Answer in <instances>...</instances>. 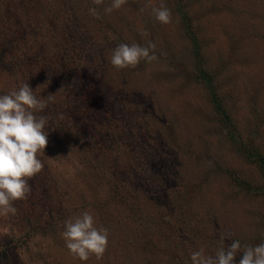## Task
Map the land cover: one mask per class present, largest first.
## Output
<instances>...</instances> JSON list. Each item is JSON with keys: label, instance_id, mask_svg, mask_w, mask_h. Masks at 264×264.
<instances>
[{"label": "rangeland", "instance_id": "1", "mask_svg": "<svg viewBox=\"0 0 264 264\" xmlns=\"http://www.w3.org/2000/svg\"><path fill=\"white\" fill-rule=\"evenodd\" d=\"M110 3L0 0V95L28 83L40 98L55 94L38 115H54L77 95L90 116L89 101L119 124L98 119L94 129L83 126L90 133H76L74 148L89 149L92 160L81 167L83 187L72 165L83 163L79 153L63 165L44 151L28 199L15 202V215L0 216V264H148L142 226L157 246L154 264H191L201 247L214 255L226 233L242 245L264 242V175L256 156L247 157L252 151L264 159V0H127L105 14ZM161 3L172 11L170 24L151 15L150 5ZM132 42L154 43L158 60L118 71L112 50ZM105 132L118 150L102 155ZM101 158L105 168L97 166ZM138 179L154 190L140 189ZM112 192L126 202L105 205ZM85 210L109 229L99 261L74 259L61 236L63 222ZM144 211L151 229L139 220Z\"/></svg>", "mask_w": 264, "mask_h": 264}, {"label": "clouds", "instance_id": "2", "mask_svg": "<svg viewBox=\"0 0 264 264\" xmlns=\"http://www.w3.org/2000/svg\"><path fill=\"white\" fill-rule=\"evenodd\" d=\"M92 3L102 6L104 0H92ZM126 3L127 0H111L103 11L111 14ZM150 6L151 15L157 22L172 23V11L164 3ZM88 11L95 19L101 18L98 7H91ZM141 35L147 36V32ZM155 52L156 45L151 42L146 46L137 42L120 43L112 50L110 63L118 71L134 69L141 61H157ZM54 97L55 94H49L46 99L38 97L28 83L0 95V216L16 214L15 202L28 199L31 194L29 181L44 168L41 156L49 143L46 131L49 117L38 113L43 112ZM58 118L63 120V114ZM109 235V229L98 227L96 217L88 210L66 219L61 233L69 254L81 262H87L93 256L97 261L103 259ZM225 238L232 241L227 247ZM238 253H243L239 264H264V242L242 245L239 240H232L228 233L221 237L220 247L214 255L207 254L201 247L191 253L190 260L191 264H236Z\"/></svg>", "mask_w": 264, "mask_h": 264}, {"label": "trees", "instance_id": "3", "mask_svg": "<svg viewBox=\"0 0 264 264\" xmlns=\"http://www.w3.org/2000/svg\"><path fill=\"white\" fill-rule=\"evenodd\" d=\"M61 72L63 73L64 71L62 70ZM200 75L203 77H207L209 74L201 71ZM210 80L208 83L205 84V87L208 88L210 95H211V99L215 103L216 110L219 111V113L223 116L222 117V119H224L223 122L226 124V120H225L223 111L221 110V107L219 106L220 105L219 102L216 101L217 96L215 93V89L212 87V85L210 83ZM77 85L78 84H75V86H77ZM62 86H63V84H62ZM78 88H80V87H78ZM82 98L83 97H80L78 99L77 95H76L74 100H65V102H67V104L63 103V105H64L63 110L58 109L54 115H50L49 123H48V126L46 128V131H48L49 143H48V146L45 149V151L47 152L48 156H50L52 159L58 161L59 163H63V165L65 163L69 162V159H71V157H73L72 158L73 161H77V159L74 155L76 153H79L80 155L78 156V158H80L83 163L77 162L76 164L74 163L72 165H73V167H76V166L79 167L78 169L74 170V173H75L76 180L79 182L80 186L82 185V187H83V183L86 184L85 179L87 178V176H85V174H84L85 171L83 169H81V167H85L88 169L91 168V166H92L91 161L92 160H91V155L89 154V149H88V151H87V149H80V150L76 151V149L74 148L73 144H74L75 140H77L76 133L79 131L82 133H90V130H88L87 128H83V126L87 122L94 129L96 123L98 122L97 121L98 119L100 121H105V122H108L111 120V122L113 124L115 123L114 128H116V129H117V126L119 127V124H118V122L113 121L114 118L108 117L106 115L103 116V114L101 113V110H100V112H98L99 110H97L96 107L93 105L94 103L92 104L89 101L86 104V106H88L89 108L92 109L91 114H93V115L90 116L89 112L86 111L85 103H84ZM99 100L102 103L101 104L102 106H100V109H105L104 102H102L103 99H99ZM61 113L64 116L63 120H60L58 118L59 114H61ZM46 116L48 117L49 115H46ZM105 118L108 119V121H106ZM79 120H81V121H79ZM110 126H111V124H110ZM104 136L109 138L110 143H108L106 145L100 144L98 149H97L98 150L97 152H103L102 153V155H103V154L108 153L110 151L118 150V148L114 147L115 145H117V143L115 142V141H117V138L113 137L111 135V133H109V132H105ZM86 153L89 155V158H85L84 154H86ZM99 154L100 153H98V155ZM69 155L71 157H69ZM122 155H123V153H122ZM61 156H63L66 160H62ZM248 156L249 157L256 156L255 161H258V164H260L259 168L264 175V168L261 166V163L264 166V159L262 160V157L258 153L252 152V151L247 154V157ZM123 157H125V156L123 155ZM104 160H105L104 158H101L100 162L98 164L96 163L97 166L103 165L105 168L106 164H105ZM125 162L129 163V160H127ZM125 162H122L121 165H123ZM255 163H257V162H255ZM111 165H112V163H111ZM111 165H110V167H111ZM115 167H117V164H115V166H112V169H114ZM116 175H117V172H114V174L112 176L113 179H111V182H113L114 184H116L118 182V180H116L117 179ZM134 176H136V171L134 172ZM134 176H133V179H134ZM137 183L139 184L140 189H142L145 186V187H150L151 190H154L152 188V185L147 181H142V180L138 179ZM79 184H76L78 188L80 187ZM62 189H63L62 193H64L65 195H68L70 193V188H67V184H65ZM80 192H82V191H80V189H78L77 193L80 194ZM111 195H112V197H111L110 201H106L105 205L109 206L110 205L109 203H112V205H113V202H115V204H121L122 202H123L122 204H124L126 202L125 198H122L123 197L122 194L120 196H117V195H115L114 192H112ZM142 195H143L142 197L145 198L147 201L149 200L152 204L154 203L155 198L150 197V195L148 193L143 192ZM115 198H117L116 201H115ZM123 199L125 200V202L123 201ZM68 201H70L69 197H68ZM139 205H141V204H139ZM143 213L144 214H142L140 216L141 219H139V220L140 221L143 220L142 222H144L146 225H149V227L151 229L152 224H150V222H149L150 220L147 217L148 215H146V211H144ZM134 215H136V216L139 215V212L134 213ZM131 220L133 221V223H137L136 219L132 218ZM141 230H143V231H140L139 235L143 236V237L145 236L146 237L145 239L147 241L144 244L142 251L145 253V257L149 258L148 264H154L155 263L154 257L156 256V253H157V246H156L155 242L151 239V237L148 236L149 232H147V228L142 226Z\"/></svg>", "mask_w": 264, "mask_h": 264}]
</instances>
